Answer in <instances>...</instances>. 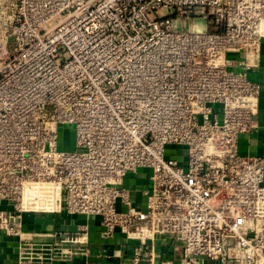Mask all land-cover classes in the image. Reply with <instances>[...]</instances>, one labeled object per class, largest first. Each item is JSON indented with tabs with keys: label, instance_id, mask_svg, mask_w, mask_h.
Here are the masks:
<instances>
[{
	"label": "built area",
	"instance_id": "1",
	"mask_svg": "<svg viewBox=\"0 0 264 264\" xmlns=\"http://www.w3.org/2000/svg\"><path fill=\"white\" fill-rule=\"evenodd\" d=\"M262 38L264 0H0V231L21 236L26 189L53 184L68 214L138 240L134 264H164L145 254L159 238L180 264H264V159L238 149Z\"/></svg>",
	"mask_w": 264,
	"mask_h": 264
},
{
	"label": "crops",
	"instance_id": "2",
	"mask_svg": "<svg viewBox=\"0 0 264 264\" xmlns=\"http://www.w3.org/2000/svg\"><path fill=\"white\" fill-rule=\"evenodd\" d=\"M260 52L258 66L248 71L249 79L260 85L258 112L251 130L240 136L238 149L242 156L264 159V38ZM131 175L125 178L124 188L143 206L141 193L149 187V179L136 176L130 187L127 178ZM25 194L24 209L33 211L22 215L21 236L0 231V264H134L132 257L139 241L120 232L105 236L98 217L68 214L59 208L58 188L32 186ZM0 212H14V207L0 201ZM152 247L157 262L180 264L182 248L172 245L168 238L147 241L145 254Z\"/></svg>",
	"mask_w": 264,
	"mask_h": 264
},
{
	"label": "rangeland",
	"instance_id": "3",
	"mask_svg": "<svg viewBox=\"0 0 264 264\" xmlns=\"http://www.w3.org/2000/svg\"><path fill=\"white\" fill-rule=\"evenodd\" d=\"M208 20H203L201 18H198L196 21V24L203 29H207L208 25L211 30H218V28L215 25L208 24ZM175 29L176 31H187L189 29V26L187 23L182 25V27L175 23ZM231 57V56H230ZM74 131L75 128L73 125H65L60 127V135H61V148L67 151H74ZM150 171H138V172H133L131 176L127 178V182L130 184V187H133L132 185L134 184L135 177L140 176V177H148Z\"/></svg>",
	"mask_w": 264,
	"mask_h": 264
},
{
	"label": "bare ground",
	"instance_id": "4",
	"mask_svg": "<svg viewBox=\"0 0 264 264\" xmlns=\"http://www.w3.org/2000/svg\"><path fill=\"white\" fill-rule=\"evenodd\" d=\"M32 186H53V187H56L57 188V186H55V185H53V184H34V185H32ZM31 186V187H32ZM28 189V188H27ZM25 193H24V198H25ZM22 208L24 209V199H23V202H22Z\"/></svg>",
	"mask_w": 264,
	"mask_h": 264
},
{
	"label": "trees",
	"instance_id": "5",
	"mask_svg": "<svg viewBox=\"0 0 264 264\" xmlns=\"http://www.w3.org/2000/svg\"><path fill=\"white\" fill-rule=\"evenodd\" d=\"M208 29H209V31H217V30H211V29L209 28V25H208Z\"/></svg>",
	"mask_w": 264,
	"mask_h": 264
}]
</instances>
